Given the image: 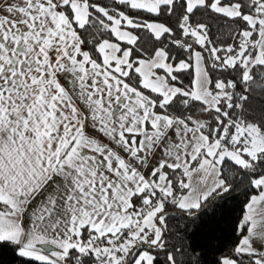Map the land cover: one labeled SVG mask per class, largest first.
Segmentation results:
<instances>
[{"label": "snow or ice", "instance_id": "snow-or-ice-1", "mask_svg": "<svg viewBox=\"0 0 264 264\" xmlns=\"http://www.w3.org/2000/svg\"><path fill=\"white\" fill-rule=\"evenodd\" d=\"M0 264H264V0H0Z\"/></svg>", "mask_w": 264, "mask_h": 264}, {"label": "trees", "instance_id": "trees-1", "mask_svg": "<svg viewBox=\"0 0 264 264\" xmlns=\"http://www.w3.org/2000/svg\"><path fill=\"white\" fill-rule=\"evenodd\" d=\"M217 221L219 222L216 223L213 221H208L201 226V233L204 234L205 239L211 240L212 235L221 237L226 234L224 220H220L219 216H217ZM188 228L191 229L192 225L189 224ZM213 242H216V241H213ZM2 255L5 261L10 260V257L8 256L7 253H3Z\"/></svg>", "mask_w": 264, "mask_h": 264}]
</instances>
